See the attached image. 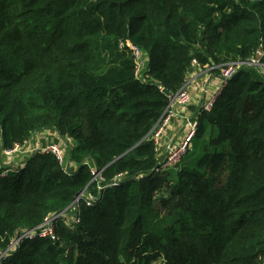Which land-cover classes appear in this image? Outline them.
<instances>
[{
    "label": "trees",
    "instance_id": "trees-1",
    "mask_svg": "<svg viewBox=\"0 0 264 264\" xmlns=\"http://www.w3.org/2000/svg\"><path fill=\"white\" fill-rule=\"evenodd\" d=\"M260 48L264 62V0H0V143L45 132L76 166L35 153L0 177V251L83 189L98 196L79 201L77 224L55 220L56 241L24 239L1 264H264L257 70L239 69L199 114L177 166L156 172L150 139L193 59L219 75ZM90 168L123 178L99 194Z\"/></svg>",
    "mask_w": 264,
    "mask_h": 264
},
{
    "label": "built area",
    "instance_id": "built-area-1",
    "mask_svg": "<svg viewBox=\"0 0 264 264\" xmlns=\"http://www.w3.org/2000/svg\"><path fill=\"white\" fill-rule=\"evenodd\" d=\"M131 55L134 58V77L138 80L145 82L148 78L147 72L144 73V62L145 54L143 51L135 46L130 44ZM255 57L247 58L245 60H235L225 63L220 71L218 76V85L213 89L209 90L206 85L200 87V91L204 95V98L199 105L198 110L193 117H185L184 126L182 130V135L176 141L173 139L165 144H161L162 137L165 133V130L169 126L173 118L177 117V112L175 108L177 106L184 107L189 104L191 97L189 94V85L192 83L193 79H185L181 87L173 94L166 93L168 98V103L166 108L153 126L150 131V139L154 145V152L159 157L157 167L155 168L156 172H162L167 169L177 166L185 153L191 148L192 140L197 130L198 117L199 114L203 111H210L213 107L218 95L221 93L222 89L227 85L229 80L238 72L239 69L243 67H257L260 71H264V63L261 62V57L263 55L262 49H258ZM194 70L195 75L200 76L202 74L207 75L211 78L213 74L212 67L204 68L202 67L197 60L193 59L191 61L190 69L188 73L192 74ZM163 90V87H160ZM42 136L41 140L34 137L29 138L23 143H14L11 147L5 148L0 143V157H3L5 160V165L9 161L17 156H22L24 159L22 161L17 160V163L13 166H5L0 168V177L6 175V173L14 168H20L23 166L24 161L31 156L32 154H51L53 155L58 163L67 171L70 167L75 168L76 166L66 161L65 153L66 148L62 143L48 140L46 133L38 134ZM91 180L96 184L97 191L100 192L107 186H116L119 184L120 180L123 178L121 173H118L114 176L113 180L103 184L102 169L95 170L90 168ZM84 199L87 206H92L94 202L98 199V196H94L91 192L87 191L86 188L83 189L70 204L69 212H59L57 214H50L44 217L43 221L31 229L23 230L17 237L11 239L8 246L0 251V264L4 257L8 254L9 251L15 250L20 245L24 239H49L56 241L58 237L55 234L54 224L55 220L58 218H63L65 223L73 226L79 222V201Z\"/></svg>",
    "mask_w": 264,
    "mask_h": 264
},
{
    "label": "crops",
    "instance_id": "crops-1",
    "mask_svg": "<svg viewBox=\"0 0 264 264\" xmlns=\"http://www.w3.org/2000/svg\"><path fill=\"white\" fill-rule=\"evenodd\" d=\"M193 75H195L194 70L191 75L190 73H187L188 80L194 78L192 83H190L189 85V94L191 100L188 105L184 107L177 106L175 108V111L177 112L178 115L177 117L173 118V120L170 122V125L166 130L165 137L162 139L163 143L167 142L170 137L176 138L177 135H180L183 129L185 117H190L191 114H193L195 111L198 110L199 105L201 104L204 98V95L200 91V87L202 85H206L209 90H213L218 85V76L214 73L211 75V78H209L205 74H202L200 76H193ZM4 162H5L4 158L0 157V168L5 167ZM16 163H17V159L13 158L6 165L13 166Z\"/></svg>",
    "mask_w": 264,
    "mask_h": 264
},
{
    "label": "rangeland",
    "instance_id": "rangeland-1",
    "mask_svg": "<svg viewBox=\"0 0 264 264\" xmlns=\"http://www.w3.org/2000/svg\"><path fill=\"white\" fill-rule=\"evenodd\" d=\"M256 55H255V53H254V55H252V56H249L250 58L251 57H255ZM261 62H262V59H261ZM262 63H264V62H262ZM248 68H254V69H256L257 70V72L264 78V71H260L257 67H254V66H251V67H248ZM189 76V75H188ZM186 79H187V76H186ZM196 113V111L193 113V114H191V116L190 117H193L194 116V114ZM170 125V124H169ZM184 126V125H183ZM168 128V127H167ZM167 130V129H166ZM166 130H165V133H164V135H163V137H162V139L165 137V134H166ZM183 130V129H182ZM38 134H41V133H36V134H34L32 137H34V138H36V139H39V141L41 140V138H42V136H40V135H38ZM182 135V131H181V134L180 135H177V137L176 138H173V137H170L169 138V140L167 141V142H169L170 140H174V141H176L178 138H180V136ZM167 142H165V143H167ZM63 143V142H62ZM165 143H163V140L161 141V144L163 145V144H165ZM191 149V148H190ZM189 149V150H190ZM14 159H17V160H19V161H22L23 159H24V157H22V156H17L16 158H14ZM5 166H7V165H5ZM71 168H73V167H71ZM67 226V225H66ZM69 229H70V226H67Z\"/></svg>",
    "mask_w": 264,
    "mask_h": 264
}]
</instances>
